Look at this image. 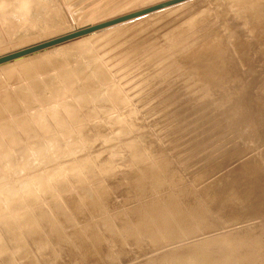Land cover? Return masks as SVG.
Returning <instances> with one entry per match:
<instances>
[{"label": "rangeland", "instance_id": "1", "mask_svg": "<svg viewBox=\"0 0 264 264\" xmlns=\"http://www.w3.org/2000/svg\"><path fill=\"white\" fill-rule=\"evenodd\" d=\"M162 1L0 0V58ZM88 30L0 62V164L86 123L102 136L116 111L143 128L103 138L96 155L67 153L60 161L110 160L80 179L33 156L7 167L1 204L40 177L54 195L0 208V264H264V0H189ZM190 65L223 78L205 82ZM138 144L152 160L132 162Z\"/></svg>", "mask_w": 264, "mask_h": 264}, {"label": "bare ground", "instance_id": "2", "mask_svg": "<svg viewBox=\"0 0 264 264\" xmlns=\"http://www.w3.org/2000/svg\"><path fill=\"white\" fill-rule=\"evenodd\" d=\"M34 1H35V3H38V2L40 3L41 0H34ZM31 4H33V3H31ZM234 5H235V3H234ZM253 16L255 18L254 10L251 11L250 17H252V19H253ZM259 16H261V15H258L257 19H259ZM214 64L220 65L221 63L219 64V62H215ZM225 64L227 65V63H224L223 65H225ZM230 64H232V63H229V65ZM190 66H191L190 74H192V76H195V75L197 76V74L200 75L202 77L203 81H205V82L208 81L210 83H215V82L219 83V81L222 80V78H223L222 75H220V76L218 74L211 75V73L209 71L208 72L202 71L201 69L195 68L192 65H190ZM263 69H264V67H263ZM69 72H70V75L72 76L73 84L76 85L77 82H79L77 78H81V75L77 74L75 71L74 72L69 71ZM59 85L62 88V91H65V89H63V84H61V82H59ZM236 85H238V84H236ZM89 103L93 105L92 108H93L94 113L98 114L97 113V110H98L97 104H99V103H97V104L94 102L92 103V101ZM81 106L83 108L84 105L81 104ZM108 106H106L107 110L110 109V106L109 107ZM113 110L116 111V108L115 109L113 108ZM128 112H130V111H127L126 113H128ZM67 114H68L69 119H71V122L73 124L76 123L75 121H77V119H75V117H72V115L69 114V110H67ZM233 120H236V119L233 118ZM55 121H57V120H55ZM230 121H232V120H230ZM66 122L67 121H64V123H66ZM107 123H109V124L111 123V125H108V124L102 125V127L104 129V133L102 134V136H98L97 134H93L91 132L92 129H91V126L89 125V123H86L84 125V127H78V128L75 127V128H70V129L68 128V130H66L65 132H62V133H59V131L54 130V132L55 131H57V132L54 134L55 138H54L51 145L46 143L45 137H44L45 135L42 136V139L39 140L38 142H36L35 144H33L32 146H26L25 148L14 152V154L12 153L9 156V159L13 160V163L11 165H7V164L5 165L4 163L7 162V159H6V157H1L3 159V163H2V165L0 164V177L4 176L8 172V170H6L7 167L11 168V167H15L16 165L20 166V165L24 164L26 161L25 159L27 158L26 156H30V157L33 156L36 160H39L40 162H42V161L43 162L59 161L60 162L59 165H63L64 163L68 162L69 168L65 171V174L63 175L64 178H67V180L69 178H79L80 179L81 177H85L87 175L95 174V172L97 173L99 170H104L106 167L107 168L110 167L111 166L110 160H106V159L97 160V159L87 158V157L85 159L84 158L85 156L80 158L79 155H74L72 157H69L67 159V161H60V160L65 158V155L67 153H74L76 151H79V150L81 151L83 149H85V151H86V156L93 155L96 152V151H94L96 149V146L98 144H100L101 141H103L102 140L103 138H105V139H108L111 137L122 138L125 135H128L132 132H135V131L143 128V125L141 123L139 124L138 122H136L134 118H131V119L128 118V120H127L125 115L122 114L121 112H118V111H116L111 116L109 122H107ZM40 124H38V121H37V125H40ZM35 125H36V123H35ZM125 125H127V127ZM239 126L240 127H238L237 131L240 130V132H241L242 129L246 128L247 125L245 124V125H242V126L239 125ZM40 127H41V125H40ZM43 132H44V130H43ZM241 137L246 138L247 133L244 132V134ZM20 140L22 141L23 139L20 138ZM137 149H138L137 151H135L136 149H134V148L131 149V152L133 154L132 159H134V160H132V162L139 164L143 161H149L151 159L150 154H149L150 153L149 147L146 144H138ZM99 152H105V151L101 150V151L96 152V154H99ZM96 154H94V155H96ZM21 155H23V158H21ZM107 161H109V162H107ZM94 169L98 170V171H95ZM51 182L52 181H48L45 177H43V178L40 177L38 179L37 184L35 185L36 191H34V189H32V190H29L23 194H17V197L14 199L6 197L4 201L2 200L5 203L4 204L0 203V208L2 206L6 207L10 201L24 202L25 206H28L29 202L30 203L35 202L38 199H44L46 197L54 195V187H53V184ZM160 183L163 185L161 180H160ZM50 186H51V188H50ZM89 192H91V191H89ZM183 192H185V191H183ZM44 203L46 205V202H44ZM44 203L42 204L43 205L42 207H45ZM186 203L188 206H191V207L193 206L195 208V210H194L195 216L198 219L203 220V218L207 215L206 211L204 210V207H202L203 205H202L201 201L195 195H190L189 199L186 200ZM34 223L35 222L33 221L32 224H34ZM7 233L10 234L11 231L9 230V231H7ZM13 237L15 239L16 238L20 239V234L14 235ZM10 238H11V236H10ZM61 242L63 243V241H61ZM10 261L13 262L12 259ZM60 264H69V263L66 261V262H60Z\"/></svg>", "mask_w": 264, "mask_h": 264}, {"label": "water", "instance_id": "3", "mask_svg": "<svg viewBox=\"0 0 264 264\" xmlns=\"http://www.w3.org/2000/svg\"><path fill=\"white\" fill-rule=\"evenodd\" d=\"M187 1H189V0H165V1H162L160 3L154 4V5L145 7V8H141V9H138L136 11H132V12L126 13L124 15H120L118 17L103 21L101 23H97V24L92 25L90 27L89 26L85 27L84 29L81 30L82 32L81 31H78L79 33L76 32L77 34L73 33L71 35L58 37V38H55L53 40L46 41L44 43L35 45L33 47L23 49V50L18 51L16 53L1 57L0 62L13 60L15 58L22 57V56L25 57L27 55H31L33 53H38L42 50H46L47 48L59 45L60 43L62 44L68 40H71L75 36L82 34L85 29H89L88 32H92V31L100 32V31L109 29L111 27L129 22V21L141 18V17H144L150 13L160 11V10H163V9H166V8L171 7V6H175V5L187 2Z\"/></svg>", "mask_w": 264, "mask_h": 264}]
</instances>
